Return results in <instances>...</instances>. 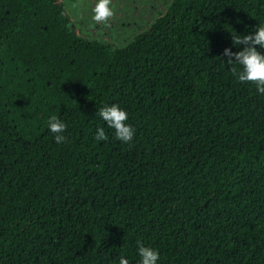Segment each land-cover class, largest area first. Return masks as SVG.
I'll list each match as a JSON object with an SVG mask.
<instances>
[{"label": "trees", "instance_id": "16d2710c", "mask_svg": "<svg viewBox=\"0 0 264 264\" xmlns=\"http://www.w3.org/2000/svg\"><path fill=\"white\" fill-rule=\"evenodd\" d=\"M259 24L264 0H170L117 46L62 0H0V264H139L137 241L157 264H264V94L222 58Z\"/></svg>", "mask_w": 264, "mask_h": 264}, {"label": "clouds", "instance_id": "9594fccd", "mask_svg": "<svg viewBox=\"0 0 264 264\" xmlns=\"http://www.w3.org/2000/svg\"><path fill=\"white\" fill-rule=\"evenodd\" d=\"M112 5V0H97L93 11L92 20L96 24H107L111 18L114 17L115 12ZM232 44L240 47L242 50L233 52L231 47L225 48L222 58L226 57V63L231 67L232 75L237 77L239 82L251 83L256 86L260 94H264V24H259L252 34L237 35L232 33ZM259 46V48L257 47ZM235 65L242 67L238 71ZM108 125L109 128L114 129L115 139L124 143H129L133 140L135 135V128L128 121V113L122 109L118 104L106 105L99 108L96 113ZM50 131L55 134V141L58 144L67 142V137L63 133L67 130V125L57 119L55 116L48 121ZM97 141H107L108 135L103 127L97 129L95 134ZM138 254L141 257L139 264H157L160 254L150 247L145 246L141 241H137ZM119 264H129V260L121 256Z\"/></svg>", "mask_w": 264, "mask_h": 264}, {"label": "rangeland", "instance_id": "374dc122", "mask_svg": "<svg viewBox=\"0 0 264 264\" xmlns=\"http://www.w3.org/2000/svg\"><path fill=\"white\" fill-rule=\"evenodd\" d=\"M62 1L72 18V25L82 36L123 46L136 33L146 29L170 0H112L115 15L107 24H96L92 20V9L97 0Z\"/></svg>", "mask_w": 264, "mask_h": 264}]
</instances>
